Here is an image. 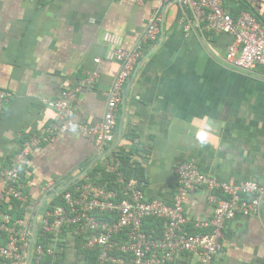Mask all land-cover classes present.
Masks as SVG:
<instances>
[{"label": "crops", "instance_id": "1", "mask_svg": "<svg viewBox=\"0 0 264 264\" xmlns=\"http://www.w3.org/2000/svg\"><path fill=\"white\" fill-rule=\"evenodd\" d=\"M161 2L0 0V89L13 95L0 116V169L26 138L56 121V111L45 101L62 97L88 72L100 75L94 89L79 93L76 114L64 131L32 149L23 168L24 180L32 183L31 201L43 200V185L50 180L64 187L97 163L106 167L109 152L118 146L137 151L132 159L144 169L140 185L148 199L171 203L175 168L192 158L200 171L219 181L264 185V67L253 72L232 68L225 57L234 38L204 31L180 0L165 5L161 32L144 49L125 87L115 144L101 151L79 133L78 125L102 120L120 69L118 61L107 59L105 35H116L119 46L131 50ZM259 4L264 18V0ZM188 16L191 28L186 31L181 21ZM204 116L221 127L214 145L201 149L194 146L189 125ZM2 184L0 178V188ZM185 213L191 223L212 217L204 189L187 197ZM198 259L184 253L173 264H197ZM80 260L70 251L62 264ZM0 264L6 263L0 259ZM214 264H264V201L260 213L238 215L227 223Z\"/></svg>", "mask_w": 264, "mask_h": 264}, {"label": "built area", "instance_id": "2", "mask_svg": "<svg viewBox=\"0 0 264 264\" xmlns=\"http://www.w3.org/2000/svg\"><path fill=\"white\" fill-rule=\"evenodd\" d=\"M146 1L135 0L138 5H144ZM161 1L131 50L121 48L114 34L108 33L104 37L110 46L107 59L118 61L120 69L108 93L102 120L77 127L98 150L105 151L116 142L125 87L144 55V49L157 40L161 32L164 7L170 0ZM180 2L204 31L213 36L228 34L234 38L225 57L232 68L253 72L264 67V24L253 15L243 12L234 18L223 6V0ZM190 17L181 21L186 31L191 28ZM99 79L98 72H88L62 97L45 101L56 111V121L26 138L8 165L0 169L3 183L0 188V237L4 240L0 245V259L6 264H59L58 255L62 251L59 242L67 228L64 246L68 253L72 251L78 255L76 241L79 240L81 250L97 252L96 264H173L183 253L198 255L197 264H214L223 247L227 223L238 215L261 212L264 185L254 180L219 181L200 171L194 158L176 166V190L171 203L158 198L149 200L139 180L128 178L120 171L121 162L112 155L113 150L108 154L106 169L114 174V187L93 183L87 177V171L64 187L56 180L48 181L43 185V200H30L28 190L32 183L31 180L23 181L22 170L32 149L52 141L57 132L64 131L65 122L76 114L74 105L81 90L94 89ZM12 97L11 93L0 89V116ZM200 188L207 192L213 214L210 219L191 223L185 213V203L187 197ZM257 200L259 204L255 203ZM15 202L26 208L24 219L13 221L12 215L3 209ZM38 218L40 227H37ZM149 218L165 221L161 236L144 229ZM191 225L198 231L196 234L187 230ZM47 236L48 245L37 242L39 237Z\"/></svg>", "mask_w": 264, "mask_h": 264}, {"label": "trees", "instance_id": "3", "mask_svg": "<svg viewBox=\"0 0 264 264\" xmlns=\"http://www.w3.org/2000/svg\"><path fill=\"white\" fill-rule=\"evenodd\" d=\"M259 1L260 0H223V6L225 7V9L229 10L234 18H237L243 12H247L253 15L259 22L264 24V18H262L258 12V8L260 7ZM135 154H137V151H134L133 148H131L130 151H126V149L122 146H118L112 151V155L121 162L120 171L128 178H136L139 180V182H143V180L145 179V172L142 166L138 165L136 161L132 159ZM87 177H89L95 184H104L108 185L109 187H114V174L107 171L106 167H103L100 163L95 164L87 172ZM22 178L23 181H26L23 177V170ZM3 209L12 215L13 221L17 218L24 219L27 213L26 208L20 207V205L16 202L12 203L11 205L5 206ZM187 228V230L192 234H196L198 232L192 228V225L188 226ZM144 229L147 232L154 231L155 235L161 236L165 229V221L156 218H149L145 221ZM68 231L69 230L67 228L64 229L61 241L59 242V247L62 248L61 253L58 255L59 264H62L63 261L67 259L69 254L68 250H66V246H64L67 244L65 241ZM37 242L48 245L49 238L48 236L47 238L39 237L37 239ZM76 245L78 248L77 258H81V260L77 262L80 263L81 261H84L83 264H96V258L98 256L97 252L81 250L79 240L76 241Z\"/></svg>", "mask_w": 264, "mask_h": 264}, {"label": "clouds", "instance_id": "4", "mask_svg": "<svg viewBox=\"0 0 264 264\" xmlns=\"http://www.w3.org/2000/svg\"><path fill=\"white\" fill-rule=\"evenodd\" d=\"M221 125L212 117L204 116L203 118L195 117L189 125V136L194 139V146L201 149L214 145L218 138ZM194 131V136L192 130ZM73 130H75L73 126ZM255 203L259 204L257 200Z\"/></svg>", "mask_w": 264, "mask_h": 264}, {"label": "water", "instance_id": "5", "mask_svg": "<svg viewBox=\"0 0 264 264\" xmlns=\"http://www.w3.org/2000/svg\"><path fill=\"white\" fill-rule=\"evenodd\" d=\"M31 245H32V243H31Z\"/></svg>", "mask_w": 264, "mask_h": 264}]
</instances>
